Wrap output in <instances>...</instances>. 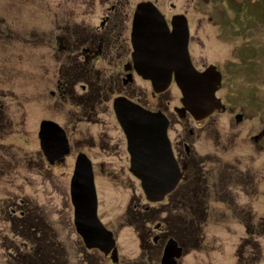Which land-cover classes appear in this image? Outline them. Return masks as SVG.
Listing matches in <instances>:
<instances>
[{
  "label": "flooded vegetation",
  "instance_id": "af4514ba",
  "mask_svg": "<svg viewBox=\"0 0 264 264\" xmlns=\"http://www.w3.org/2000/svg\"><path fill=\"white\" fill-rule=\"evenodd\" d=\"M165 1L56 0L50 4L44 0L42 15L33 21L35 29L44 32L37 34L38 47L30 46L33 52L29 50L24 62V99L15 100L13 85L8 93L0 89V224L6 251L0 264L261 262L258 240L264 242V211L257 213L263 215L256 229L252 224L256 218L247 205L264 206V175L257 179L256 165L225 162V155L229 160L234 152L224 147V122L217 116L230 110L228 95L223 94L226 70L237 76L240 63L222 60V51H212L214 44L221 49L222 24L215 21L212 26L213 20L210 27L202 21L193 24L175 4ZM142 4L154 5L171 32L175 17L187 19L191 63L200 73L214 69L221 75L216 98L223 108L195 118L183 106L174 79L160 90L142 76L132 38L135 14ZM4 23L0 21V42L7 35L14 40L13 25L9 22L5 30ZM34 31L29 32L31 42L37 37ZM240 55L233 53L235 59ZM10 74L14 76L8 66H2L0 76ZM237 86L230 88L236 92ZM120 101L159 116L166 127L180 179L156 198L147 196L142 180L131 171L129 142L115 109ZM239 102L243 110L233 115L236 127L261 120L262 133L251 139L264 149V116L249 113L255 110L248 108L256 107L251 96ZM19 103L24 111L22 131L17 130ZM234 125L230 122L229 127ZM15 138L22 147L7 143ZM31 142L36 146L33 150ZM76 173L84 178V188L75 183ZM89 174L96 216L106 235L87 243L81 231H95V226L88 228L89 221H81L80 216H90L87 210L92 206L80 211L79 203L92 198L87 187L91 183L86 181ZM49 200L58 205L55 213L38 205ZM213 204L227 207L218 211ZM224 224L240 229L219 228ZM209 226L220 231L209 234Z\"/></svg>",
  "mask_w": 264,
  "mask_h": 264
},
{
  "label": "rangeland",
  "instance_id": "374dc122",
  "mask_svg": "<svg viewBox=\"0 0 264 264\" xmlns=\"http://www.w3.org/2000/svg\"><path fill=\"white\" fill-rule=\"evenodd\" d=\"M55 2L56 0H49L48 3L55 4ZM165 3L175 4L178 8V12L186 14L193 24L197 21H202L204 27H210V20H213L214 22L211 23L212 26L216 24L215 21L218 22L217 24L223 25V37L220 41L222 50H219V44H214L212 51L215 52V49L220 52L222 51V57L224 58L222 60L231 58L225 61L240 63L239 68L241 69V73L239 75L237 74V76H235L234 73H230L229 70H226L223 94L228 95L229 99H227V101L230 110L227 113L217 115L218 118L224 122V147L233 149L234 152L233 156H231L232 158L229 160H226L227 155H225V162H240L249 163L253 166L256 165L254 169H256L257 179H262L264 175L262 168L264 165V149L262 146L260 149V145H256L251 139L254 135L262 133V121L254 119L251 123H240V126L236 127V115H233L236 113L242 114L243 103L238 105L240 103L239 101L246 100L251 96L252 99L254 98L253 104L256 107L248 108V111L255 110L249 111V113L259 117L264 116V0H244L243 2H236L234 0H167ZM43 4L44 0H0V21L5 22V27L3 29L7 30L8 24L11 22L14 36V40H11V37L7 35L0 42V73L2 66H8L12 73H14V76H11L12 74L4 77L0 76V85L5 86H0V89L4 90L5 88L6 90H4V92L8 93V86L12 87L11 85H13L16 89V101L24 99V62L29 52H33L31 47H38L37 39L40 37L37 34L41 32L43 34L44 32V30L40 28L35 29L36 25L33 22L39 19V15H42L40 11ZM46 22L47 19H45V25H47ZM30 31H34L37 35L35 39H32L35 43L31 42V38L29 37ZM29 43H33V45ZM233 53H240L241 55L238 59H235L237 56L233 57ZM213 57H215V55H213ZM236 83L238 86L235 92V89L232 91L230 87ZM247 84L251 85L248 90L246 89ZM232 93H236V98L230 99ZM17 105L20 107L19 109L21 111V114L17 116L19 117L18 121L21 120L17 130L22 131L24 111L21 107V103ZM230 122H232L233 125L235 124L232 128L229 127ZM7 143L13 144V146H23L22 142L17 141V138ZM29 147L32 150L36 148L34 142H31ZM225 154L227 153L225 152ZM259 166L261 169L260 172L257 170ZM107 189L108 187L101 189V198L105 197ZM110 191L113 194V188H110ZM49 201L47 205H38L41 207L46 206L51 213H55L58 210V205L53 204L52 200ZM250 205H247L250 209V215L256 218L255 221H252V224L253 227L258 229L260 225L258 224V218L263 214L258 216L257 213L261 209L264 211V206L262 207V205L260 206L257 203H250ZM211 207L216 208L218 211H220L218 208L220 207L222 211L227 207V204H213ZM247 211H244V213L246 214ZM261 223L263 222L261 221ZM226 227L240 229V226L236 225L228 226L224 224L219 226V228L222 229ZM3 228L4 225L0 224V262L6 259V251L2 249L3 232L1 229ZM211 228L213 227H208L209 234L218 233L220 231V229ZM212 240H214L213 237ZM258 243L261 253L260 255L257 254V257L258 255L261 257V262H256L255 264H264V242L258 240Z\"/></svg>",
  "mask_w": 264,
  "mask_h": 264
},
{
  "label": "water",
  "instance_id": "95a60500",
  "mask_svg": "<svg viewBox=\"0 0 264 264\" xmlns=\"http://www.w3.org/2000/svg\"><path fill=\"white\" fill-rule=\"evenodd\" d=\"M172 27L171 32L154 5H140L133 25L135 60L142 76L151 81L156 89L167 88L174 78L182 93L185 109L195 118H203L223 108L216 98L221 75L214 69L200 73L193 67L185 17H175ZM115 109L129 142L131 171L142 180L147 196L152 199L172 190L180 179V172L167 141L163 120L126 101L117 103ZM84 181L76 173L75 183L80 189L85 187L82 184ZM86 181L91 183V187H87L92 198L87 203L80 202L79 207L80 211L86 212L85 207L88 204L92 206L91 210H87L91 212L90 216H80L81 221H89L88 228L95 226V231H81L85 241L90 243L105 237L106 232L96 216V196L90 174Z\"/></svg>",
  "mask_w": 264,
  "mask_h": 264
},
{
  "label": "trees",
  "instance_id": "16d2710c",
  "mask_svg": "<svg viewBox=\"0 0 264 264\" xmlns=\"http://www.w3.org/2000/svg\"><path fill=\"white\" fill-rule=\"evenodd\" d=\"M234 1H236V2H243L244 0H234Z\"/></svg>",
  "mask_w": 264,
  "mask_h": 264
}]
</instances>
